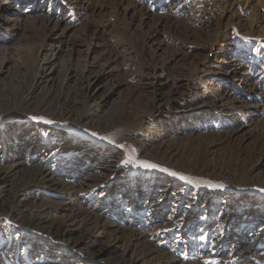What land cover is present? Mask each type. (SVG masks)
I'll return each instance as SVG.
<instances>
[{"label": "rangeland", "instance_id": "obj_1", "mask_svg": "<svg viewBox=\"0 0 264 264\" xmlns=\"http://www.w3.org/2000/svg\"><path fill=\"white\" fill-rule=\"evenodd\" d=\"M39 63L40 93L82 99L79 111L21 103ZM91 77L96 108L81 91ZM0 89L13 96L0 110V165L33 167L47 151V168L70 185L37 187L38 197L71 205L43 214L60 221L81 207L121 234L89 257L110 233L69 249L29 220L30 198L5 192L0 264H122L133 232L143 237L126 259L144 241L154 252L136 264H264V0H0ZM102 114L118 121L91 123ZM79 172L98 175L96 186L74 193Z\"/></svg>", "mask_w": 264, "mask_h": 264}, {"label": "bare ground", "instance_id": "obj_2", "mask_svg": "<svg viewBox=\"0 0 264 264\" xmlns=\"http://www.w3.org/2000/svg\"><path fill=\"white\" fill-rule=\"evenodd\" d=\"M49 36H54L56 38L58 36V33H55L54 29H51ZM46 47H48L47 49L49 51L51 52L54 51L53 44H49V45L46 44L42 47V49H46ZM35 68H36V72L34 75L32 85L29 86V88L25 91V93L21 96V99H20L21 103L24 104V106H27L28 108L33 109L35 111L36 110L37 111H47V112H52V111L57 112L58 111V113H62L67 116H70L72 112L74 113L80 110L79 106L81 104L79 103V101H81L82 99L70 98L68 96H65L66 98L59 99L58 96L56 97L49 93H43V94L40 93L42 89L41 84L43 82L45 75L47 74V69L44 68L40 63L36 64ZM92 78L93 77L88 78L87 86H83L82 88L83 90L81 89V91H82L83 98L90 99L91 108H96L99 105V101L98 99L94 97V94L92 92V86H90L93 80ZM173 87L174 86H172V88ZM12 97L13 96H11L10 94H5L3 89H0V110L6 107L8 103H11ZM90 110L92 111V109ZM89 119L90 117L87 118L86 120H89ZM114 120L118 121L115 117L102 114V115L94 116V120L91 121V123H93L95 126L102 125L104 127L106 126L109 127L112 125L113 122H115ZM160 146H163V145L151 146V148L159 147V148H155L154 149L155 151L153 153L162 159H167L166 153L159 150L161 149ZM42 150L44 151V149ZM59 150L60 149H58L57 151L59 152ZM47 159H48L47 151H45L43 153L42 158L33 167H27L26 161L20 158H16L15 160H12V162L8 166L0 165V194L6 192L8 199L12 198V199H16V200L23 201V202L30 201L31 204L30 206H28V208L30 207L31 208L30 210H33L36 212L32 213L31 217H29V220L33 222L36 221L34 222L35 224L43 225L44 227H46L47 232L51 235V237L54 238V240L57 239L59 241H63V240L70 241L68 245L69 249L84 252L83 249L86 247L88 243L90 245H94L92 243L93 241H90L93 238L92 237L93 235H98V234L105 235L107 233H110V237L112 239L108 241L107 244L98 246L95 249V251L87 253V255L89 257L98 256L97 254L100 253L102 250H104L108 245L118 244L119 240H121V234H119L118 228L110 227L109 223L107 221H104L101 215H95L88 209H81V207H72V209L69 210V213L66 214L65 217H63L60 221H55L56 218L54 216L44 215L45 213L48 212L49 208L52 206H54L59 211L63 210L67 212V210L69 209V204L71 205L70 198L66 199L65 202L56 201L54 203V202H51L50 200L38 197L40 194V190H37L36 189L37 187H40V186L49 187L50 186L51 188L53 187L57 188L59 192H66L65 189L70 185V183L64 182L52 174V171H50V169L47 168ZM92 163L94 164L95 162H92ZM101 163H102V159L101 161H97L96 165L100 166ZM87 164H85V168L87 167ZM75 175L78 177V179L74 184H71V185H75V188L70 187L71 189L73 188L74 193L78 191H84L87 188L92 189L93 187L96 186L95 182L97 181V179L100 178V177L97 178L96 176L98 175L92 174V173L91 175L89 174V176L87 175L88 177H85V175L80 176V172L76 173ZM93 178L94 179L97 178L95 179L96 181H93ZM36 190L39 193H35ZM149 194H152V193H149ZM165 198H166L165 195L161 194L159 195V197L157 196V202H159V204L161 205L160 201L161 202L165 201L166 200ZM30 210L28 212H30ZM150 210L152 213L156 214V212H158L157 203H150ZM20 215L21 214H18V217ZM175 220H176V215L172 213L167 216L166 222L172 223ZM86 226H89L88 232L90 235H86L85 233L76 239L70 240L71 236L77 230L85 229ZM109 229L111 231H109ZM129 235L130 236L127 239V241L122 240V246L124 248L123 249L124 252L119 254V256L115 259V262H120L122 264H136L135 260H137V258L153 257L152 256V254L154 253L153 250L150 247H148L147 242L144 241L143 243L145 244L141 245V247L135 250L136 252H139L138 253L139 255L131 259H126L125 252L130 247L134 246L132 245L133 243H136L138 240L140 242L141 237H143L141 236V233L137 234L133 232V234L130 233Z\"/></svg>", "mask_w": 264, "mask_h": 264}, {"label": "snow or ice", "instance_id": "obj_3", "mask_svg": "<svg viewBox=\"0 0 264 264\" xmlns=\"http://www.w3.org/2000/svg\"><path fill=\"white\" fill-rule=\"evenodd\" d=\"M31 119L37 120L39 118H37V117H31ZM47 123H50V121H47ZM92 135L95 136L96 133H92ZM101 139H103V137H101ZM138 166L141 167V168H145V169H154V168L157 167L155 164H149V163H144V162H141ZM171 175L175 176L176 173H171ZM261 191H264V189H261Z\"/></svg>", "mask_w": 264, "mask_h": 264}]
</instances>
